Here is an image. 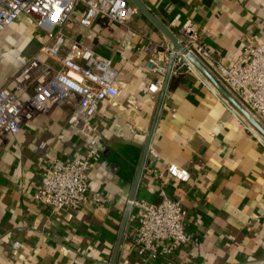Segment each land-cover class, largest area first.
<instances>
[{
  "label": "crops",
  "instance_id": "obj_1",
  "mask_svg": "<svg viewBox=\"0 0 264 264\" xmlns=\"http://www.w3.org/2000/svg\"><path fill=\"white\" fill-rule=\"evenodd\" d=\"M143 1L179 37L194 30L225 65L264 38V0ZM82 9L75 6L66 37L110 58L119 80L117 97L91 115L103 138L87 183L104 200L51 211L33 198L45 165L80 157L87 146L81 126L66 122V106L33 114L0 137V264H110L130 196L157 202L161 189L186 208L193 243L141 258L130 210L113 264H264V137L183 63L171 70L137 180L160 93H146L156 76L149 57L166 72L171 45L138 8L125 24L98 16L89 27L77 22ZM41 33L24 14L0 32V85L36 51Z\"/></svg>",
  "mask_w": 264,
  "mask_h": 264
},
{
  "label": "built area",
  "instance_id": "obj_2",
  "mask_svg": "<svg viewBox=\"0 0 264 264\" xmlns=\"http://www.w3.org/2000/svg\"><path fill=\"white\" fill-rule=\"evenodd\" d=\"M79 3L83 9L77 22L84 27L98 16L125 24L136 9L128 0H0V32L18 14L26 15L42 32L36 51L9 81L0 85V137L16 133L21 122L33 114L64 105L68 110L66 122L81 126L87 138L80 157L53 160L42 168L33 198L51 211L104 200L100 192H90L87 183L92 158L103 138L102 130L91 122V115L102 101L113 100L119 94L117 69L111 59L77 39H69L63 31ZM181 35L184 47L211 66L220 83L264 127V38L246 43L237 58L225 65L210 53L194 30L187 28ZM149 61L156 76L147 85V94L160 89L165 73L154 53ZM183 63L177 56L171 70ZM159 193L157 202L130 201V219L136 224L129 234L136 253L144 259L169 253L178 244L193 243L192 234L184 226V205L162 189Z\"/></svg>",
  "mask_w": 264,
  "mask_h": 264
},
{
  "label": "water",
  "instance_id": "obj_3",
  "mask_svg": "<svg viewBox=\"0 0 264 264\" xmlns=\"http://www.w3.org/2000/svg\"><path fill=\"white\" fill-rule=\"evenodd\" d=\"M136 8L140 9L149 20L169 39L171 45V55L168 62V66L164 75V79L162 85L160 87V93L158 97V102L155 110V114L147 133V137L145 140L143 153L139 162V166L137 169L136 179L138 180L139 175L141 173L145 156L147 154V150L149 147L151 135L153 132L156 116L161 105L162 99L164 97L165 91L168 85V79L171 73V68L175 58L178 56L182 61L191 66V63L207 78V80L212 84V86L216 89V93L220 97H224L233 107H235L243 116L247 119V121L255 127V129L264 137V127L255 119V117L220 83V81L210 72V70L200 61V59L192 52L187 50L183 45V38L179 37L167 24H165L161 19H159L155 13L147 6V4L143 0H130ZM136 180V181H137ZM134 195H131L128 200V205L126 206L125 217L123 221V225L121 228V232L119 235V239L116 243V248L113 254V258L110 264H113L115 254L117 248L120 243V239L127 221V216L131 210V200Z\"/></svg>",
  "mask_w": 264,
  "mask_h": 264
},
{
  "label": "bare ground",
  "instance_id": "obj_4",
  "mask_svg": "<svg viewBox=\"0 0 264 264\" xmlns=\"http://www.w3.org/2000/svg\"><path fill=\"white\" fill-rule=\"evenodd\" d=\"M194 67V68H196L192 63H191V67ZM197 69V68H196ZM198 70V69H197ZM199 71V70H198ZM200 72V71H199ZM207 81V80H206ZM208 82V81H207ZM209 83V82H208ZM210 85H211V83H209ZM212 86V85H211ZM213 87V86H212ZM214 88V87H213ZM251 126V125H250ZM252 127V126H251Z\"/></svg>",
  "mask_w": 264,
  "mask_h": 264
},
{
  "label": "trees",
  "instance_id": "obj_5",
  "mask_svg": "<svg viewBox=\"0 0 264 264\" xmlns=\"http://www.w3.org/2000/svg\"><path fill=\"white\" fill-rule=\"evenodd\" d=\"M172 84L170 83V86H171Z\"/></svg>",
  "mask_w": 264,
  "mask_h": 264
},
{
  "label": "rangeland",
  "instance_id": "obj_6",
  "mask_svg": "<svg viewBox=\"0 0 264 264\" xmlns=\"http://www.w3.org/2000/svg\"><path fill=\"white\" fill-rule=\"evenodd\" d=\"M212 73H214V72H212Z\"/></svg>",
  "mask_w": 264,
  "mask_h": 264
}]
</instances>
